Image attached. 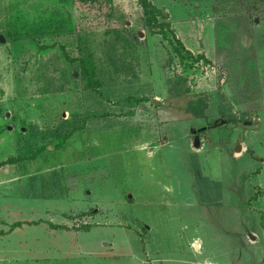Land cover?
Returning <instances> with one entry per match:
<instances>
[{
  "label": "rangeland",
  "instance_id": "rangeland-1",
  "mask_svg": "<svg viewBox=\"0 0 264 264\" xmlns=\"http://www.w3.org/2000/svg\"><path fill=\"white\" fill-rule=\"evenodd\" d=\"M150 1L0 0V264H264V0Z\"/></svg>",
  "mask_w": 264,
  "mask_h": 264
},
{
  "label": "trees",
  "instance_id": "trees-1",
  "mask_svg": "<svg viewBox=\"0 0 264 264\" xmlns=\"http://www.w3.org/2000/svg\"><path fill=\"white\" fill-rule=\"evenodd\" d=\"M142 4L144 7V11L145 14L147 16V26H151L152 25H157L159 27V31H152L153 33H161V34H166V31L170 29V24L169 23H156L158 20V13H160V9L154 5L150 0H142ZM57 20V23H52L54 20ZM65 19L59 17V16H52L50 18H48V23L47 25H45L46 23H36L34 25H25L22 24L21 28H17V30H13L10 29L7 33L9 37L12 38H38V36H44L46 35L48 32H54L56 30H59L60 27L58 26H62L63 22ZM50 22V23H49ZM12 23H17V21H14ZM54 26V27H53ZM57 26V27H56ZM171 33L174 36L175 39V34L174 32L171 31ZM178 44L182 47V50L180 49V53L182 54V58H184L185 55H183V52H186L188 56L191 57H196V59L198 60V58H202L204 59V56H195L193 54L192 51H190L189 49H186V47L184 46V44L182 43V41H180L179 39H175ZM179 51V50H178ZM85 64V68L90 72V69L87 67L86 62L84 61ZM77 131V130H76ZM75 133V130L72 129L69 133L62 135V140L61 142H57V138L55 139L56 142L53 141V144L51 145L52 147L50 148V142L46 143L45 145H43L42 147L39 148V152L38 155H41L42 153H44L46 150H50V149H59L61 147L64 146L65 142L67 141V139L71 138V136ZM59 138V137H58ZM19 161V157L18 156H12L8 159L2 160L0 161V167L4 166L6 164H11V163H15ZM17 225V224H16ZM16 225H13V228L16 227ZM5 231H0V234H5Z\"/></svg>",
  "mask_w": 264,
  "mask_h": 264
},
{
  "label": "water",
  "instance_id": "water-1",
  "mask_svg": "<svg viewBox=\"0 0 264 264\" xmlns=\"http://www.w3.org/2000/svg\"><path fill=\"white\" fill-rule=\"evenodd\" d=\"M155 103H156V104H159V101L156 100ZM195 145H196L197 147L200 146V138H199L198 136H197L196 139H195Z\"/></svg>",
  "mask_w": 264,
  "mask_h": 264
},
{
  "label": "crops",
  "instance_id": "crops-1",
  "mask_svg": "<svg viewBox=\"0 0 264 264\" xmlns=\"http://www.w3.org/2000/svg\"><path fill=\"white\" fill-rule=\"evenodd\" d=\"M2 167H0V169H1ZM0 231H2V230H0ZM6 232V231H5ZM5 234H7V233H5ZM0 235H4V234H0Z\"/></svg>",
  "mask_w": 264,
  "mask_h": 264
}]
</instances>
